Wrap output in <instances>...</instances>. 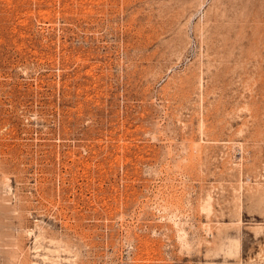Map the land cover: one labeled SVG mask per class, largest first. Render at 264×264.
<instances>
[{
    "label": "rangeland",
    "instance_id": "374dc122",
    "mask_svg": "<svg viewBox=\"0 0 264 264\" xmlns=\"http://www.w3.org/2000/svg\"><path fill=\"white\" fill-rule=\"evenodd\" d=\"M0 264H264V0H0Z\"/></svg>",
    "mask_w": 264,
    "mask_h": 264
}]
</instances>
